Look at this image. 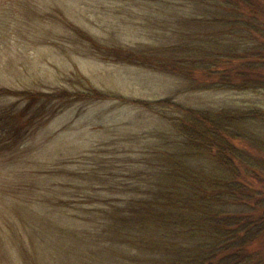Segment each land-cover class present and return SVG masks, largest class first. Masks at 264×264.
Wrapping results in <instances>:
<instances>
[{"label":"rangeland","instance_id":"1","mask_svg":"<svg viewBox=\"0 0 264 264\" xmlns=\"http://www.w3.org/2000/svg\"><path fill=\"white\" fill-rule=\"evenodd\" d=\"M189 14L186 0H0V114L28 123L18 140L0 132V264H135L125 247L105 240L107 218L98 209L146 185V159L178 137L170 124L182 115L178 108L264 113V90L197 89L113 61L119 51L141 55L171 42L176 17ZM88 89L104 96L30 122L37 104L25 92ZM163 99L171 101L139 103ZM262 120L252 126L264 137ZM253 186L264 204V176ZM251 250L264 264V235Z\"/></svg>","mask_w":264,"mask_h":264},{"label":"trees","instance_id":"2","mask_svg":"<svg viewBox=\"0 0 264 264\" xmlns=\"http://www.w3.org/2000/svg\"><path fill=\"white\" fill-rule=\"evenodd\" d=\"M186 1L190 14L176 17L171 42L141 55L119 51L113 61L162 71L197 89L264 90V0ZM103 96L95 89L24 93L28 104H37L34 125L68 102ZM178 109L182 115L170 123L178 137L165 139L166 146L146 159V185L98 209L107 218L105 240L125 247L135 264H259L251 244L264 235V204L253 185L264 176V159L239 141L264 155L263 134L252 126L264 113ZM0 116L6 119L0 132L20 139L28 123L17 126L13 115Z\"/></svg>","mask_w":264,"mask_h":264}]
</instances>
